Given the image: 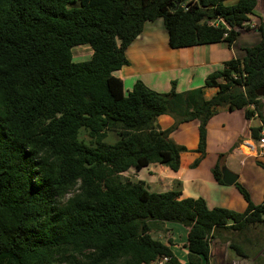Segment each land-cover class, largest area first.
<instances>
[{
    "label": "trees",
    "instance_id": "1",
    "mask_svg": "<svg viewBox=\"0 0 264 264\" xmlns=\"http://www.w3.org/2000/svg\"><path fill=\"white\" fill-rule=\"evenodd\" d=\"M226 1L0 0V264H210L215 231L263 222L264 198L254 205L239 182L233 185L247 203L243 212L182 197L179 181L156 193L121 174L151 163L177 170L179 149L168 136L191 120L198 121L197 165L219 107L244 109L246 119L256 114L260 124L249 132L259 138L264 15L257 16L260 41L206 76L204 85L218 90L192 110L175 109L190 97L176 93L175 81L158 92L136 80L125 93L113 74L128 63L125 50L144 23L158 18L173 49L231 46L260 5L264 11V0ZM80 45L92 52L78 62L71 50ZM162 114L174 123L157 131L151 126ZM108 130L118 136L114 143L105 141ZM223 156L213 168L220 184ZM165 224L188 228L185 263L170 240L150 235Z\"/></svg>",
    "mask_w": 264,
    "mask_h": 264
},
{
    "label": "crops",
    "instance_id": "2",
    "mask_svg": "<svg viewBox=\"0 0 264 264\" xmlns=\"http://www.w3.org/2000/svg\"><path fill=\"white\" fill-rule=\"evenodd\" d=\"M229 1L232 0L226 2ZM255 12L256 16L247 23L251 31H254L256 18L259 20L257 16H263L262 13H257V9ZM237 41L238 39L229 47L224 42H218L173 49L168 45L163 20L158 18L144 23L141 33L125 50L128 63L113 74L122 80L125 93L130 91L136 80H141L149 88L158 92H167L171 88V82L175 81L177 94L190 93L186 103H175V109L182 113L186 108L194 109L203 99L206 100L216 93L217 87L204 85L205 78L210 73L222 69L225 61L244 56L241 51L235 50ZM149 60L153 63L151 64ZM161 62H164V65ZM199 89L201 93L194 95L199 93ZM253 119L257 120L256 125L251 124ZM173 123L172 116L162 114L154 120L151 127L157 131H163ZM258 124L260 121L256 114L246 119L244 109L229 111L226 107H219L206 125V153L197 166L192 167L191 163L199 156L198 121L182 122L168 136L179 149L178 169L172 170L166 165L151 163L147 167L136 170L140 172L147 169L145 176L149 177L154 191L149 190L147 181L139 179L145 182L149 192L170 190L174 181L180 182L182 197H196L199 193H203L202 190H206L205 196L209 198L207 190L215 191L227 204V207L221 206L229 208L233 202L243 197L235 185L218 183L213 174V168L217 163L218 155L224 154L221 169L225 166L231 172L238 174L236 182L244 187L248 183L252 184L250 173L256 165V160L254 151L249 146L253 141L249 128ZM239 140V144L236 145ZM242 147L249 151L244 152ZM126 171H130V168ZM212 201L215 202V200ZM245 205H247L246 202Z\"/></svg>",
    "mask_w": 264,
    "mask_h": 264
},
{
    "label": "rangeland",
    "instance_id": "3",
    "mask_svg": "<svg viewBox=\"0 0 264 264\" xmlns=\"http://www.w3.org/2000/svg\"><path fill=\"white\" fill-rule=\"evenodd\" d=\"M230 3L235 2V0L229 1ZM228 3V2H227ZM257 13H262L264 15V11L262 9V5H260L257 9ZM256 25L254 27V31L248 29H238L237 35V44L234 46L236 51H241L245 54V48L255 45L260 41V31L258 30V25L260 23V19L256 18ZM72 57L74 61H85L88 60L91 56V48L87 45L75 46L71 50ZM242 54V55H243ZM152 64L153 62L149 60ZM164 65V62H161ZM170 75V74H168ZM131 90V89H130ZM264 99V98H263ZM221 111V110H220ZM252 125L257 124V120L253 119L251 121ZM250 134V133H249ZM80 138H83L85 142H87V137L84 130H81ZM118 139V136L115 130H108L106 133L105 141L107 143H114ZM240 140L236 142L238 145ZM235 144V143H234ZM243 148V147H242ZM198 158V157H197ZM195 158V159H197ZM194 159V161H195ZM256 162L264 163V159L255 157ZM193 161V162H194ZM191 163V166L193 164ZM163 166V165H161ZM194 165L192 167H195ZM157 167V164H155ZM158 168V167H157ZM147 169H143L140 172H137L135 169L130 168V171L122 172V177H128L131 179H139L142 178L149 183V190L154 191L150 184L149 177H146ZM252 175V184L248 183L245 188L250 194L251 202L254 205H259L262 203L264 198V166L258 165L256 163L253 166V170L250 173ZM205 188V187H204ZM193 189V188H192ZM203 193H199V195L192 196V198H203L209 208L212 207H222L221 205L227 204L223 202V198L219 193L215 191L207 190V194L209 198L205 196L206 190H202ZM157 192V191H155ZM194 192H197L194 190ZM206 197V199L204 198ZM212 200H215L212 201ZM240 206V207H238ZM245 201L241 198L238 201L233 202L228 209L243 212L245 210ZM224 207V206H223ZM224 207V208H226ZM232 209H231V208ZM263 222L257 224H251L245 229L242 230H231V229H220L219 231H215L214 236L210 240V264H264V214L262 215ZM165 228L163 231H151L150 235L163 243H168L167 241H171V248L177 258L181 263L186 262V234L188 228L183 227L178 224H165ZM236 244L240 248V253L235 251L232 247H230V243Z\"/></svg>",
    "mask_w": 264,
    "mask_h": 264
},
{
    "label": "water",
    "instance_id": "4",
    "mask_svg": "<svg viewBox=\"0 0 264 264\" xmlns=\"http://www.w3.org/2000/svg\"><path fill=\"white\" fill-rule=\"evenodd\" d=\"M257 96L264 98V86L259 87L255 91ZM222 172V182L226 185H233L238 180V174L231 172L225 166L221 169Z\"/></svg>",
    "mask_w": 264,
    "mask_h": 264
},
{
    "label": "built area",
    "instance_id": "5",
    "mask_svg": "<svg viewBox=\"0 0 264 264\" xmlns=\"http://www.w3.org/2000/svg\"><path fill=\"white\" fill-rule=\"evenodd\" d=\"M233 78L237 79V75H233ZM253 140V139H252ZM250 148L254 151V156L257 158H263L264 159V127H262L260 131V136L258 139L253 140L249 144ZM166 260V258H164Z\"/></svg>",
    "mask_w": 264,
    "mask_h": 264
},
{
    "label": "bare ground",
    "instance_id": "6",
    "mask_svg": "<svg viewBox=\"0 0 264 264\" xmlns=\"http://www.w3.org/2000/svg\"><path fill=\"white\" fill-rule=\"evenodd\" d=\"M242 149L244 150V152H248V151H249V149L247 150V149H246V148H244V147H243Z\"/></svg>",
    "mask_w": 264,
    "mask_h": 264
}]
</instances>
